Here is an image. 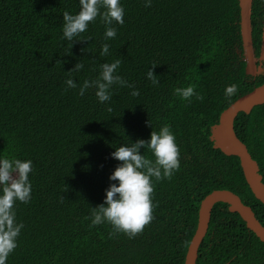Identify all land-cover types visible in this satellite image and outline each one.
Wrapping results in <instances>:
<instances>
[{
	"label": "trees",
	"instance_id": "obj_1",
	"mask_svg": "<svg viewBox=\"0 0 264 264\" xmlns=\"http://www.w3.org/2000/svg\"><path fill=\"white\" fill-rule=\"evenodd\" d=\"M121 4L124 24L116 25L115 39H104L98 17L81 34L87 41L72 43L62 38V14L78 13L79 0H0V155L33 162L32 199L16 205L24 228L7 264H184L201 201L215 189L238 194L264 225V204L249 187L239 158L215 148L211 139L222 111L264 83V73L253 78L246 72L240 1ZM263 20L264 0H254L257 55ZM104 43L110 45L108 56L100 55ZM115 59L122 61L118 74L140 95L114 87L105 104L92 89L80 96L79 85ZM77 62L84 64L71 73L78 87L65 90L67 72ZM153 65L158 86L146 78ZM189 84L202 100L174 95L175 88ZM231 84L238 91L226 98ZM163 124L176 136L180 169L170 180L153 178V219L133 239L122 233L110 238L109 224L89 227L91 206L103 202L113 183L108 177L119 163L110 156L114 147L147 141ZM235 129L264 177V104L241 112ZM197 264H264V242L220 202Z\"/></svg>",
	"mask_w": 264,
	"mask_h": 264
},
{
	"label": "clouds",
	"instance_id": "obj_2",
	"mask_svg": "<svg viewBox=\"0 0 264 264\" xmlns=\"http://www.w3.org/2000/svg\"><path fill=\"white\" fill-rule=\"evenodd\" d=\"M152 0H144L145 7H151ZM80 10L76 14L68 11L62 14V38L68 42L87 41L81 39V34L88 30L90 23L99 17L104 25V39H115L116 25L124 24V7L121 0H79ZM101 56L110 55V45L104 43L100 48ZM122 61L115 59L102 63L95 79H85L79 85L80 96L92 89L101 104L108 103L113 97L114 87H127L131 89L130 95L138 97L139 90L118 74ZM156 66L150 67L146 78L153 86L159 85L157 75L154 74ZM84 64L77 62L74 68L67 72L69 78L64 81L66 89L78 87L71 73L83 70ZM238 91L236 84L225 88L226 98L233 97ZM174 95L182 100L191 102L192 98L202 100L195 86L189 84L174 89ZM111 112V107L108 108ZM148 126L152 128L148 121ZM114 147V146H112ZM110 153L112 159L119 163L108 177L110 183L104 190L103 202L90 208L89 227L109 224L112 231L111 238L117 234H124L133 239L143 231L144 227L153 219L152 194L154 191L153 178L156 182L170 180L180 169V149L176 143V136L168 124H163L158 130L152 129L148 140L137 139L122 143L114 147ZM141 149H145L142 154ZM151 153L148 158L145 153ZM33 172L31 159H20L15 155H0V264H7L9 256L18 246V238L24 224L17 220V203L28 204L32 199Z\"/></svg>",
	"mask_w": 264,
	"mask_h": 264
},
{
	"label": "water",
	"instance_id": "obj_3",
	"mask_svg": "<svg viewBox=\"0 0 264 264\" xmlns=\"http://www.w3.org/2000/svg\"><path fill=\"white\" fill-rule=\"evenodd\" d=\"M241 8V36L243 55L246 62L247 74L260 75L264 73V20L262 27V41L260 55L257 57L253 41L252 11L254 0H239ZM261 61L260 64H257ZM264 104V83L240 96L220 115L219 121L212 126L211 139L214 147L229 156H236L245 179L252 192L264 204V181L260 173V166L250 153L247 145L239 138L235 129V121L241 112L250 113L257 105ZM226 203L228 209L238 213L245 221L248 229L264 242V225L257 218L253 208L243 202L241 197L229 189H215L201 201L198 216V225L189 244L184 264H197L199 249L206 237L212 212L217 203Z\"/></svg>",
	"mask_w": 264,
	"mask_h": 264
},
{
	"label": "flooded vegetation",
	"instance_id": "obj_4",
	"mask_svg": "<svg viewBox=\"0 0 264 264\" xmlns=\"http://www.w3.org/2000/svg\"><path fill=\"white\" fill-rule=\"evenodd\" d=\"M257 55V54H256ZM257 57H259V55H257ZM261 63V61H258L257 62V64H260ZM263 66H264V63L262 64ZM247 66V65H246ZM249 76H252L253 78H256L257 76H259V75H252V74H248ZM261 75V74H260Z\"/></svg>",
	"mask_w": 264,
	"mask_h": 264
}]
</instances>
